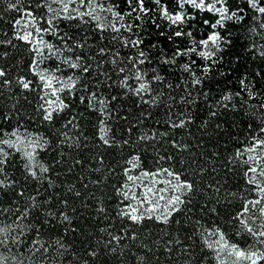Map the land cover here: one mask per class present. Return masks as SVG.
<instances>
[{"label":"trees","instance_id":"obj_1","mask_svg":"<svg viewBox=\"0 0 264 264\" xmlns=\"http://www.w3.org/2000/svg\"><path fill=\"white\" fill-rule=\"evenodd\" d=\"M8 2L0 0V41L11 40L15 47L0 44V66L9 70L13 84L0 86V131L10 132L19 127L21 133L27 130L33 136L46 139L48 143L44 148L37 150L35 167L38 169L42 164L49 171H37L38 179L31 177L24 168L27 161L23 153L4 146L11 153L5 172L17 183L0 189V207L12 209V212L0 213V228L12 226L9 241L19 231L17 224H30L32 228H24L25 235L19 245L0 246V255L15 256L24 264H34L39 253L32 256L30 247L32 240L38 239L48 247V259L44 264H83L85 260L87 264H217L214 252L204 247L203 234L208 231L219 227L231 242L242 248L255 243L234 219L244 201L255 196L245 183L247 165L242 161L247 154L238 157L236 153L250 146L254 135L264 136L260 132L264 128V108L261 107L264 105V56L260 55L264 52V30L259 27L264 23V17L255 19L257 13L248 9L244 0H239L246 9V18L242 22L229 21L224 29H218L222 36L231 40V44L220 53L223 60L205 74L203 65L206 62L194 54L190 57L196 61L193 71L203 81L200 85H193V78L180 67L189 62L187 58L180 57L175 64L162 63V54L170 57L176 44L181 48L190 46L188 38H174L169 42L161 36V32L170 34L167 22L160 20L153 0H146V6L153 9L150 16L156 17L161 27L154 28L149 17L140 21L139 34L144 40L141 48L148 54L149 62L139 67L149 77L155 68L164 80L153 82L151 93L141 96L134 93L139 82L128 71L132 68L128 57L135 56L139 49L124 46L119 38L113 40L116 33L98 31L95 22L87 17V23L79 19H59L56 22L58 31L71 38L68 46L74 51L68 52L54 35H45L46 40L61 48L62 55L59 59H49L41 67L54 68L59 64L63 77L72 75L79 79L72 95L61 94L70 108L56 114L49 122L42 119L38 109L39 97L43 93L39 91L38 78L29 71L32 57L28 45L15 38L20 26L14 25V21L25 10H32L37 16L51 14L43 7H35L38 0H20L19 11L8 8ZM108 2L115 4L118 11H129L124 0ZM161 3L167 4L170 12L176 10L175 0H161ZM235 3L237 0H229L230 6ZM52 6L58 8L56 4ZM184 10L195 17L188 22L185 31L191 30L197 40L206 38L212 29L202 21L214 22L215 16L190 5H185ZM102 15L112 19L110 14ZM38 26L45 25L41 21ZM129 35L123 30L118 34ZM77 44L84 47L78 48ZM153 44L156 47H152ZM100 48L106 50L104 55L99 53ZM5 52L7 56L3 55ZM77 55L83 58V63L90 65L88 73L62 63L64 57ZM114 58L116 63H112ZM120 67L126 71L119 72ZM21 75L33 81V90H24L15 83V78ZM125 76H128L127 86L121 83ZM241 78H246V88H242ZM93 92L106 102L109 117L105 118L98 110L100 105L96 100L89 103ZM228 94L231 99L223 100ZM153 98L155 103H152ZM181 114L191 117L192 122L184 128L170 127V122L178 120ZM73 116L78 126L64 128L63 125ZM101 119H105L111 129L109 137L113 143L110 146L104 145L99 138ZM61 131H67L72 139L60 143L64 139L59 135ZM153 132L158 134L155 139H138ZM161 133L167 135H159ZM124 140L128 141L127 145ZM173 140L188 145L187 149L174 147ZM133 155H139L145 167L153 166L159 156H170V161L160 163L180 170L187 179L194 181L196 190L189 195L190 203L174 214L168 225L154 220L134 225L117 215L122 198L116 188L124 181V161ZM101 157L103 163L99 162ZM201 168L205 170L202 173L198 171ZM210 184L213 188L208 187ZM215 187L220 188L218 193L214 191ZM20 192H23L22 196ZM76 192L80 195L77 196ZM31 197H36V207L27 219L16 220L18 213L15 210L31 207ZM61 212L69 215L71 223L63 221ZM42 221L46 223L42 225ZM36 228L40 230L39 236ZM238 230L240 235L236 234ZM109 233L124 238L108 245ZM133 234L137 239H130ZM56 239H61L66 248L58 250ZM112 248L116 251H111ZM92 251L96 252L94 257L88 255ZM8 264H17V261L9 259Z\"/></svg>","mask_w":264,"mask_h":264},{"label":"snow or ice","instance_id":"obj_2","mask_svg":"<svg viewBox=\"0 0 264 264\" xmlns=\"http://www.w3.org/2000/svg\"><path fill=\"white\" fill-rule=\"evenodd\" d=\"M247 8L257 13L255 19L264 17V0H244ZM20 0H9L8 8L17 10V5ZM124 3L128 6L129 11H118L115 4H110L108 0H38L35 5L36 8L43 7L47 13L51 15L37 16L32 10H25L21 12L19 19L14 21V25L20 26V30L15 32V38L28 45V50L31 53V62L28 65L29 71H31L39 81V91L43 94L39 97L41 103L38 105V109L41 112L42 119L44 121H53L54 116L63 112L65 109L70 108V104L65 103L62 98V93L67 92L72 95V90L77 87L78 77L74 78L72 75L63 77L61 75L62 69L59 64L54 68L41 67L45 65V62L49 59H59L62 55L61 48L55 43L50 42L44 38L45 35H54L68 52H73L74 49L68 46V40L71 39L67 34L61 35L58 31L57 20L59 19H79L82 23H87L88 20L94 21L96 29L100 32L111 31L116 33L112 37L113 40L119 38L123 45L134 49H139L135 56H129L128 60L132 63V68L128 71L133 73V77L138 81V86L133 89L137 96H141L144 93H151L153 82H162L164 77L156 72V69H152L151 77L148 76L146 71L142 72L140 65L149 62L148 54L141 48L144 40L139 34L141 27L140 21L143 17H149V20L154 28L159 29L160 23L157 22L156 17L150 16L153 12L152 8L146 6V0H124ZM155 4V11L158 13L160 20L166 21V27L170 30V34L161 32L160 35L165 37L169 42H173L174 38L187 37L190 46L181 48L179 44H176L171 56L162 54V63L165 65L175 64L177 59L185 57L189 62H185L180 65L181 69L188 73L193 79V85H200L203 81L193 71V65L195 60H191L190 57L194 54L206 63L203 65V71L206 74L212 69L213 66L219 64L223 60V56L220 55L224 51L226 45L231 44V40L227 36H222L218 29H224L226 23L229 21H243L246 18V9L242 7L237 0L234 6L229 5V0H175L176 10L170 12L168 5L161 3V0H153ZM58 5V8H54L52 5ZM185 5H190L192 8L211 13L215 16V21L203 20L202 23L212 29L211 32L203 39L193 38V32L191 30L185 31V28L189 21L194 20V16H190L184 10ZM62 13L64 14L62 16ZM110 14L111 20L107 19L105 15ZM133 14L135 18L133 20ZM88 18L86 20L85 18ZM126 17L128 18L126 20ZM30 18V19H28ZM43 21V27L38 26ZM260 29L264 30V23L259 25ZM126 31L130 35L128 37L118 36L121 31ZM255 29H253L254 31ZM12 44L11 40L0 41V44ZM76 47L83 48V44H77ZM152 47H156L155 44ZM255 48V44H253ZM106 50L104 48L99 49V53L104 55ZM7 56L8 53H3ZM119 53L116 54L118 56ZM264 56V52L260 53ZM62 63L71 69H79L82 73H88L90 65L83 63V58L79 55L64 57ZM112 63H116V59L112 60ZM126 69L124 67L119 68V72L124 73ZM259 75V73H257ZM128 76H125L122 84L127 86ZM15 83L24 90H33V81L26 76H17ZM13 84V80L9 78V70L0 66V86L10 87ZM240 84L242 88H246V78H241ZM171 87V85H168ZM252 95V93H249ZM206 95V94H205ZM115 99V97H113ZM231 99V95H225L223 100L227 101ZM83 102L84 97H80ZM92 100H96L100 108L98 109L103 113L104 117L110 116V113L106 111V102L99 99L96 93L93 92L89 99L91 104ZM147 102V101H146ZM152 103H155L153 98ZM227 107V105H224ZM264 108V105H261ZM215 115V113H212ZM76 117L73 116L63 125L64 128L69 126L77 127L74 123ZM191 117H184L183 114L176 121L170 122L172 128H184L188 123H191ZM111 129L105 123V119L100 120L99 126V138L104 145H111L113 139L109 137ZM129 132L131 129L128 130ZM261 133H264V128L260 129ZM64 139L60 143H65L72 139L69 137L67 131H61L59 133ZM158 134L153 132L151 135L147 133L138 137L139 140L155 139ZM159 135H167V133H161ZM78 139V138H77ZM48 143L46 139L39 135L33 136L27 130L21 133L20 128H14L10 132L0 131V189L13 187L17 182L8 178L5 172V167L9 163V157L11 153L7 149H15L17 152H22L24 159L27 163L24 164V168L28 171L29 175L35 179H38L37 171L41 173H47L49 169L42 164L35 167L37 150L43 149ZM125 145L128 144L127 140H124ZM174 147L182 148L186 150L188 145L177 144L175 140L172 141ZM242 163L247 165L244 171L245 183L250 186V191L255 194L254 198L244 201L241 210L236 213L234 219L237 220L243 231L249 236L253 237L255 243L240 247L237 243L231 242L224 231L219 227L215 230L208 231L203 234L204 247L214 252V259L217 264H262L264 262V136L251 137L250 146L246 147L243 152L238 151L236 155L245 156ZM170 156H159L155 160V164L151 167H145L144 161L139 155H133L124 161L123 167L124 181L116 188V192L120 200L121 207L119 208L117 215L121 218H126L134 225H140L145 220H154L161 222L164 225H168L172 220L174 214L181 211L183 207H186L190 203L189 195L193 193L195 189L194 181L187 179L180 170L174 169L171 166L164 167L161 161H170ZM99 162L103 163V158H99ZM80 163V161H77ZM99 171V169H97ZM200 173L205 171L203 168L198 170ZM209 188H213V185H208ZM71 190V189H70ZM215 192H219L220 188L215 187ZM19 195H23L20 192ZM79 196L80 193L76 192ZM33 203L31 207H24L22 210L17 208L15 211L16 220H25L29 217L33 208L36 207V197L30 198ZM63 204H67V201H62ZM103 211V208L100 209ZM12 212L11 208L0 207V213ZM51 215V213H49ZM63 221L71 223V219L66 212L60 213ZM258 222V223H257ZM46 223L42 221L43 225ZM179 223V221H176ZM199 223V221H197ZM16 227L19 231L16 235H13L9 241L8 236L12 233L13 228L10 225H6L0 228V246H6L11 243L13 245H19L21 243V237L25 235L24 228L29 229L32 226L17 224ZM39 228L35 229L36 235L39 236ZM68 229H65L67 232ZM102 231H104L102 229ZM127 234V229L124 230ZM237 235H240L238 230ZM111 239L107 241V244H112L113 241L119 243L123 236L113 235L109 233ZM130 239L135 240L137 236L133 234ZM169 244L171 241L168 242ZM180 243L179 240L176 241ZM257 244L260 247H257ZM55 245L58 250L66 248L61 239H56ZM111 251L115 252L116 249L112 248ZM171 252V248L168 249ZM187 251V249H185ZM30 252L32 256H36L39 253V257L34 261V264H44V261L48 259V247L40 243L38 239H33L31 242ZM59 255L60 252L58 251ZM89 256H95L96 252H88ZM9 259L16 260L17 264H24L23 260H17V257H7L0 255V264H8ZM87 264V260L83 262Z\"/></svg>","mask_w":264,"mask_h":264}]
</instances>
